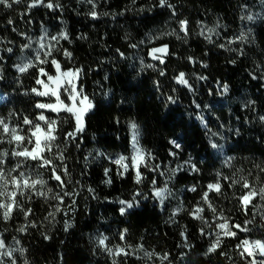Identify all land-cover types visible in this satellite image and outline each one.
I'll use <instances>...</instances> for the list:
<instances>
[{
	"label": "trees",
	"instance_id": "obj_1",
	"mask_svg": "<svg viewBox=\"0 0 264 264\" xmlns=\"http://www.w3.org/2000/svg\"><path fill=\"white\" fill-rule=\"evenodd\" d=\"M49 2L52 9L45 6ZM32 3L0 5V119L9 125L8 135L0 132V153L8 152L0 167L7 176L21 164L11 176L24 172L46 181L17 194V203L31 209L27 219L20 207L8 220L0 215V239L15 249L16 264H247L252 257H241L237 246L244 239L264 240V207H253L264 201L257 196L245 212L238 200L249 190L242 187V177L257 190L264 187V0H167L164 7L159 0H44L29 7ZM180 21H187V34ZM165 46L167 52L155 53L160 59H154L152 50ZM29 62L32 67L18 71L17 65ZM40 69L62 77L65 104L72 103L64 91L70 78L62 74L81 69L74 83L93 104L74 139L67 136L75 132L74 116L55 114L56 139L43 155L62 176L63 189L52 179L51 167L13 157L19 149L9 142L14 127L25 136L22 147L32 148L31 126L23 120L35 121L39 114L36 104L42 99L31 92L39 86L37 79L47 78ZM181 72L190 87L177 82ZM133 123L135 146L145 153L136 166ZM61 153L63 161L57 158ZM121 156L127 157V170L113 163ZM216 183L220 192L210 191L208 185ZM165 187L161 202L154 192ZM64 191L75 194L63 196ZM57 193L62 203L54 198ZM121 200L133 202L123 215ZM197 208H203V219L192 215ZM219 214L237 234L222 236L210 252L222 231L216 227L223 222ZM249 220L247 232L232 227ZM102 235L113 251L123 247L129 255H109L96 242ZM145 252L153 253L151 259ZM165 254L167 259H160ZM253 254L257 261L264 259L258 250ZM4 261L11 264L7 257Z\"/></svg>",
	"mask_w": 264,
	"mask_h": 264
},
{
	"label": "snow or ice",
	"instance_id": "obj_2",
	"mask_svg": "<svg viewBox=\"0 0 264 264\" xmlns=\"http://www.w3.org/2000/svg\"><path fill=\"white\" fill-rule=\"evenodd\" d=\"M20 0H0V5H3L4 7L10 8L13 3H19ZM44 0H33V3L29 5V7H34L37 6L38 4H42ZM91 2V0H89ZM167 0H159V5L160 7H164L166 4ZM47 8L52 9L53 4L51 2L47 3L45 5ZM58 7V5H57ZM168 7L171 8L172 5L168 4ZM91 15L93 18L96 17V13L92 12ZM248 20H252V16L247 17ZM9 23H12V21H9ZM181 25V31L185 32L187 34V21H180ZM47 33H45L44 37H41V43H40V48L43 49L45 47V44L43 43V40L46 38ZM61 37L66 39L67 34L62 33ZM241 41L246 40V37L242 33L241 36L239 37ZM52 40H57V37H52ZM51 47V46H49ZM8 52H11L12 49L8 48ZM242 51V50H241ZM167 52V47H162V48H155L152 50L153 53V58L154 59H160V57L155 56V53H166ZM45 55H51V51L45 53ZM65 55L68 57H71V53L65 52ZM36 59L40 63H45L46 61L40 60L39 55H37ZM191 59V58H190ZM52 63L55 65L57 71L59 72L60 70V65L57 61L53 60ZM161 63H163V60L161 59ZM33 65L31 62L23 64V65H17V69L19 72L23 73L25 72L29 67H32ZM206 67V65H204ZM148 67H152V65H148ZM81 69H76L74 72L73 71H68L64 72L62 76L64 78H70L67 79V87L64 88V91L68 94V99L72 102L71 104H65L61 99L58 94L57 89L62 87L63 84L61 83L62 77L61 76H50L46 72H44L43 69H40V74L42 76H47L48 81H51L55 84V87L51 89V94L56 97V103H37L36 107L38 109H48L53 112H58L59 110H64L68 113H71L75 117L76 121V128L75 132H69L67 134L68 137H72L73 139L76 136L77 132H82L83 131V124H82V116L83 114L91 109L93 107V104L89 100V98L86 95H83L82 91H77L76 84L74 83V80L76 77H78L79 73L81 72ZM163 74V73H161ZM255 79L256 77L253 76ZM177 82L188 85V81L185 79V74L181 72L178 77H176ZM200 79H204V77H200ZM37 84H40L43 86L44 90L40 91L38 89H33L32 91L35 92L39 96H46L49 94V84L45 83L44 80L42 79H37L36 81ZM190 87V85H188ZM223 90L226 92L227 91V85H223ZM170 101L175 103V101L172 99V97L168 98ZM77 101L80 105V107H77ZM261 119H264L262 117ZM37 121H43L44 124L46 125V129L41 126L40 123H34L32 120H29L27 117L24 118L23 123L26 125H30V132L31 135L28 138V144L32 145L31 150L28 147H22V144L25 140V136L18 134L16 128H11V138L9 142H16L17 149L19 150H13L12 156L13 157H19L22 158L23 161L26 160H33V161H40V167H51V174H52V179L58 182V186L63 189L65 187L64 181L62 179V176L57 174V169L56 166L53 165L52 160L49 158H46L43 153L47 150L48 152L52 151L53 148V141H55L56 136L54 134L55 126H56V121L54 120H49L43 113H41L39 116L36 117ZM131 129L133 131V142H134V150H135V156L132 158L133 160V166H136L137 161L143 162L145 158V153L139 148L136 147V138H137V125L135 123L131 124ZM0 132L4 135L9 134V125L6 123L3 119H0ZM34 138V139H33ZM2 142V141H0ZM171 143L174 145L175 148H180V145L175 141H171ZM212 148H217L218 145L213 143ZM102 155V154H101ZM150 155V154H149ZM174 155V153H173ZM8 156V152H2L0 153V166H2L5 163V158ZM61 161H63L64 157L63 154L61 153L58 157ZM127 157L121 156L118 159L114 160L113 163L121 165V167L125 168L127 170V165L123 164V161H125ZM21 164H18L16 168L10 170L9 174L6 176L3 167H0V198H6V199H0V215H2L4 220H8L11 218V213L14 207H20V210L24 212L25 219L28 218V216L31 214V209H23L16 201V196L19 193V195L24 196L25 195V190L27 189H32L35 191L36 186L39 184L43 186L46 181L43 179H32L31 176H25L24 172H19L18 176H11L12 171H18V169L21 167ZM192 170L193 171H198L195 165H192ZM64 175H68V170L67 167L64 166ZM107 171H105V175H107ZM264 171V169H262ZM9 176H11V179H9ZM137 183L140 181V173L137 171ZM227 179V177H225ZM243 181L242 187L244 189H249L247 192L242 194L240 197H238V200L241 205V210L247 212L248 206L251 204L252 199L256 198L257 196L260 197L261 201H264V187H260L259 190H257L255 187H252L249 182L244 179L243 177L241 178ZM240 181H234L233 183H239ZM106 183H111V180H107ZM155 183V181H153ZM9 185L12 186V190H9ZM208 189L215 190L216 192H220V184H209ZM191 191H196L195 187L190 189ZM49 191H51L49 189ZM92 189H89V192H91ZM168 189L165 187L164 189H158L154 192V195L161 199V202L163 201V198L165 196V193H167ZM37 195L40 196H46L47 193L45 192H37ZM75 193H69L64 191L63 196H71L74 195ZM55 199L59 200L61 203L63 202V197L60 193H57L54 197ZM202 199L207 203L208 202V193L205 192ZM75 203V201H73ZM120 204L126 205V207H122L120 209L121 214L123 215L125 211L128 208L133 207V202H127V201H119ZM208 207L212 209V211L215 213L216 209L211 205V203H208ZM253 207H256L257 210H259L261 207H264V205H253ZM60 209L57 208V211ZM203 212V208H197L193 211L192 215L194 218L197 219H203L199 213ZM49 215H53L52 213H49ZM262 218H264V213H261ZM217 219L223 220L222 223H218L216 227L220 230L221 232L216 233V238L211 244L209 251L214 252L216 249L220 246L221 243V237L222 236H231L235 237L236 232L231 231L229 229V222L226 217H223L222 214H219L217 216ZM207 223V221H205ZM253 220H249L245 223V225L242 227L240 225H232L233 228L239 229V231L242 232H247L249 231L248 224H252ZM35 227V225H32ZM27 227V225L25 226ZM25 227H21L18 229L20 232L25 231ZM126 231V230H125ZM203 234V230H202ZM183 236V233L181 234ZM47 238V237H46ZM108 237L107 236H100L97 238V244L98 246L103 247L109 255L113 256H119L121 254L127 256L129 253L125 251L123 247L117 248L115 251H113L111 248H109L106 245ZM121 239H124L123 234L121 235ZM187 238L185 237V240ZM17 244H19V241H16ZM238 248L242 249L240 251V256L246 258L247 257H252V259L248 260L247 264H264V259H261L257 261L254 256V251L258 250V255L261 257H264V240L256 239V240H249V239H244L240 242V244L237 246ZM138 250H143L142 246L138 247ZM15 249H8L3 241V239H0V264H5L4 257L9 258L11 260V264H16L15 259L13 258V252ZM23 251V250H21ZM145 256L149 259L153 256V253L151 252H145ZM139 259V257H137ZM160 259L166 260L167 259V254H165L163 257ZM25 264L27 262L25 261Z\"/></svg>",
	"mask_w": 264,
	"mask_h": 264
},
{
	"label": "rangeland",
	"instance_id": "obj_3",
	"mask_svg": "<svg viewBox=\"0 0 264 264\" xmlns=\"http://www.w3.org/2000/svg\"><path fill=\"white\" fill-rule=\"evenodd\" d=\"M56 77V76H55ZM43 80V79H42ZM45 81V83H48L49 84V94L48 95H46V96H39V95H37L35 92H31L32 93V95H34L35 97H38V98H41L42 99V101L40 102V103H46V104H48V103H52V104H55L56 103V97L55 96H53L52 94H51V89L52 88H54L55 87V84L53 83V82H51V81H48V79L46 78V80H44ZM39 86H38V90H40V91H43L44 90V88H43V86L42 85H40V84H38ZM57 91H58V94H59V96H60V99H61V87L60 88H58L57 89ZM62 100V99H61ZM92 103V102H91ZM36 109L39 111V114L37 115V116H39L41 113H43L49 120H54V121H56V126H55V130H54V134L56 133V131H57V128H58V126H59V119H57L56 118V116H55V114H59L60 112H63L64 110H59L58 112H53V111H51V110H48V109H38L37 107H36ZM93 109V107L91 108V109H89V110H87L84 114H83V116H82V124H84V122H83V120H84V118H85V116L91 111ZM50 114H54V115H51L50 116ZM74 116V115H73ZM75 118V117H74ZM22 121H19V123H21ZM34 123H40L41 124V126L43 127V128H45L46 129V125L44 124V122L43 121H37L36 119H35V121H33ZM22 124V123H21ZM30 126V125H29ZM47 151V150H46ZM45 151V152H46ZM44 152V153H45ZM43 153V154H44ZM212 191H214V192H216L215 190H212Z\"/></svg>",
	"mask_w": 264,
	"mask_h": 264
}]
</instances>
